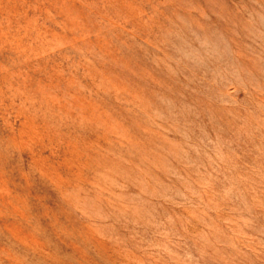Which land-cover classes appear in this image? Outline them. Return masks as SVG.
<instances>
[{"label":"rangeland","instance_id":"374dc122","mask_svg":"<svg viewBox=\"0 0 264 264\" xmlns=\"http://www.w3.org/2000/svg\"><path fill=\"white\" fill-rule=\"evenodd\" d=\"M0 264H264V0H0Z\"/></svg>","mask_w":264,"mask_h":264}]
</instances>
